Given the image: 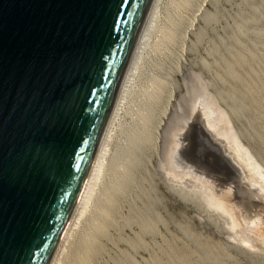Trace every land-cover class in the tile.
Masks as SVG:
<instances>
[{
	"label": "rangeland",
	"instance_id": "rangeland-1",
	"mask_svg": "<svg viewBox=\"0 0 264 264\" xmlns=\"http://www.w3.org/2000/svg\"><path fill=\"white\" fill-rule=\"evenodd\" d=\"M156 13L102 173L53 264H264L263 251L230 241L222 218L168 182L157 161L165 110L194 72L264 166V0H160ZM225 184L217 183L220 197L241 222L240 198ZM257 230L264 233V220Z\"/></svg>",
	"mask_w": 264,
	"mask_h": 264
},
{
	"label": "water",
	"instance_id": "water-1",
	"mask_svg": "<svg viewBox=\"0 0 264 264\" xmlns=\"http://www.w3.org/2000/svg\"><path fill=\"white\" fill-rule=\"evenodd\" d=\"M150 2L0 0V264H48ZM203 121H187L181 161L236 184Z\"/></svg>",
	"mask_w": 264,
	"mask_h": 264
},
{
	"label": "bare ground",
	"instance_id": "bare-ground-1",
	"mask_svg": "<svg viewBox=\"0 0 264 264\" xmlns=\"http://www.w3.org/2000/svg\"><path fill=\"white\" fill-rule=\"evenodd\" d=\"M159 1L151 0L150 2L132 46L81 192L48 264L54 263L62 241L69 233L71 225L87 207L97 179L102 173L111 127L118 116L128 86L135 70H137L138 60L150 36L149 33L156 18ZM184 78L185 92L180 96L172 111L167 112L165 110L166 121L158 131V166L168 182L197 194L208 209L222 218L224 226L226 225L229 232L227 238L249 250L264 252V233L257 230L264 220V166L242 142L227 110L220 103L218 97L210 91L206 81L194 72H189L186 76L184 75ZM196 111L201 112L205 128L214 139L220 142L224 153L229 156L237 167V183H226L224 193L230 197L234 194L240 198L235 207V210L239 213L237 217L240 216V223L234 217V211L230 206H226L221 199L220 195L223 189L220 190L217 183H213V180L205 175L203 171H194L181 161L179 155L180 134L184 130L187 121L193 117ZM254 199L259 200L260 203H255ZM248 207H251L252 210ZM88 241L86 238L84 242Z\"/></svg>",
	"mask_w": 264,
	"mask_h": 264
}]
</instances>
